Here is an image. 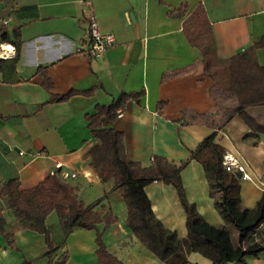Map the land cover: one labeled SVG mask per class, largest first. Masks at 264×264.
I'll return each mask as SVG.
<instances>
[{
	"label": "crops",
	"instance_id": "1",
	"mask_svg": "<svg viewBox=\"0 0 264 264\" xmlns=\"http://www.w3.org/2000/svg\"><path fill=\"white\" fill-rule=\"evenodd\" d=\"M200 3L208 11L220 58H231L264 36V0H0V25L8 20L11 39L0 43V187L18 178L20 188H31L58 171L77 188L79 200L92 204L102 199L97 207L105 205L117 217L103 236L112 254L126 264H164L127 225L126 201L114 180H104L93 166L89 152L100 141L92 135L87 116L121 93L144 90L142 102L130 101L114 123L124 133L126 156L144 166L151 165L155 155L178 164L190 159L214 131L191 115L216 112L211 96L215 81L204 73L203 56L186 37L184 18L171 16L169 10L188 4L191 11ZM90 12L97 15L100 28L113 32L116 39L101 59L79 51L88 34ZM16 33L21 47L17 60L12 51ZM258 51V61L264 65V47ZM38 67L46 68L52 80L49 89L43 86L45 76ZM94 87L91 95L55 100L71 90ZM216 138L225 154L249 165L252 180L241 182V205L253 210L264 192V136L251 133L235 115ZM38 152L43 154L32 156ZM67 172L77 176L65 177ZM182 181L189 200L204 217L223 224L197 160H190ZM146 190L164 225L181 237L186 235V214L175 189L153 181ZM0 204H4L1 195ZM4 215L8 224L17 222L8 210ZM47 226L53 244L59 245L64 231L56 211L48 215ZM96 237V229L75 228L56 253L67 251V264H98ZM15 243L17 248L9 246L0 232V264H22L25 259L48 264L43 233L16 230ZM227 264H264V252Z\"/></svg>",
	"mask_w": 264,
	"mask_h": 264
},
{
	"label": "trees",
	"instance_id": "2",
	"mask_svg": "<svg viewBox=\"0 0 264 264\" xmlns=\"http://www.w3.org/2000/svg\"><path fill=\"white\" fill-rule=\"evenodd\" d=\"M171 16L184 18L183 30L188 40L201 54V65L209 77L215 81L211 96L215 99L216 112L197 113L193 117L198 122L209 124L214 131L209 134L191 153V158L179 164L162 155H155L151 165L144 166L139 161H131L126 156L124 133L114 127L119 118L118 111L124 109L130 101L142 102L144 90L134 93H121L112 103L97 105L95 112L87 116L88 127L100 144L89 152L92 164L104 180H114L127 205V225L136 238L156 254L164 264H200L190 260L191 253H201L211 264H227L241 261L245 256H259L264 252V236L259 228L264 224V192L253 210L241 205V182L239 173L228 171L222 165L224 150L218 142V130L235 115H239L253 134L264 136V65L258 61V50L264 47V36L241 53L231 58L222 59L216 53L215 39L209 14L203 3L189 11L188 4H181L169 10ZM15 60L20 56V38L16 33ZM6 25L0 28V43L10 41ZM38 73L45 76L43 86L50 88L52 80L45 67H38ZM169 72L164 77L178 73ZM96 90H71L57 96L56 101H64L78 93L91 95ZM161 102L159 106H163ZM197 160L204 169L209 185V195L214 199V206L222 217L223 224L210 223L191 202L182 181V172L190 160ZM153 181L171 185L179 197L185 211L187 233L183 237L178 232L164 225L153 210L152 200L147 194V187ZM4 204H0V232L12 248L16 230L30 229L43 233L46 238L48 264H67L69 253L58 255L57 250L65 245L67 237L75 228L96 229L98 244V264H126L117 255L112 254L103 236L105 229L117 217L105 205L102 199L92 204L79 200L77 188L66 182L58 171H53L38 185L20 188L18 178H11L0 187ZM5 210L13 214L17 222L8 224ZM56 211L64 231V239L59 245L52 242L47 226L48 215ZM255 215L250 224L244 221ZM104 223L103 228L98 225ZM22 264H36L25 259Z\"/></svg>",
	"mask_w": 264,
	"mask_h": 264
},
{
	"label": "built area",
	"instance_id": "3",
	"mask_svg": "<svg viewBox=\"0 0 264 264\" xmlns=\"http://www.w3.org/2000/svg\"><path fill=\"white\" fill-rule=\"evenodd\" d=\"M8 20L2 22L1 26L7 25ZM86 24L88 34L86 39H82L80 42L79 51L88 54L90 57L101 59L107 49L115 44V35L111 31H103L100 28L97 15L94 12H90L86 17ZM7 50V49H5ZM15 47L12 46V51L15 53ZM123 110L118 111V117L121 118L123 116ZM23 154V152H21ZM43 152H38L33 154V157H36ZM222 165L230 172L239 173L240 179L242 180H252L251 175L248 172L249 165L243 160L241 161L237 156L232 154H224ZM65 177H76V172H67L63 174Z\"/></svg>",
	"mask_w": 264,
	"mask_h": 264
},
{
	"label": "rangeland",
	"instance_id": "4",
	"mask_svg": "<svg viewBox=\"0 0 264 264\" xmlns=\"http://www.w3.org/2000/svg\"><path fill=\"white\" fill-rule=\"evenodd\" d=\"M254 218H255V215H250V217H248L244 222L246 224H250V223H252ZM258 231H259L260 235L264 236V224L259 228ZM190 255H191L190 260H192L193 262L200 263V264H211V261L199 252L198 253H191Z\"/></svg>",
	"mask_w": 264,
	"mask_h": 264
},
{
	"label": "bare ground",
	"instance_id": "5",
	"mask_svg": "<svg viewBox=\"0 0 264 264\" xmlns=\"http://www.w3.org/2000/svg\"><path fill=\"white\" fill-rule=\"evenodd\" d=\"M4 48H11V46L10 45H5V46H3Z\"/></svg>",
	"mask_w": 264,
	"mask_h": 264
}]
</instances>
